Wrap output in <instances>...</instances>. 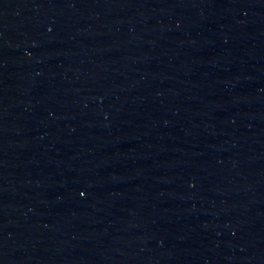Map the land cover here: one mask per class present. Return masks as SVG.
Wrapping results in <instances>:
<instances>
[{"label": "water", "instance_id": "95a60500", "mask_svg": "<svg viewBox=\"0 0 264 264\" xmlns=\"http://www.w3.org/2000/svg\"><path fill=\"white\" fill-rule=\"evenodd\" d=\"M0 264H264V0H0Z\"/></svg>", "mask_w": 264, "mask_h": 264}]
</instances>
